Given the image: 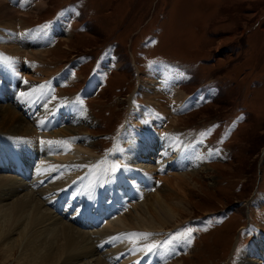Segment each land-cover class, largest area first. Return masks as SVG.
<instances>
[{
	"label": "rangeland",
	"instance_id": "rangeland-1",
	"mask_svg": "<svg viewBox=\"0 0 264 264\" xmlns=\"http://www.w3.org/2000/svg\"><path fill=\"white\" fill-rule=\"evenodd\" d=\"M2 2L12 10L5 16L0 9V82L6 80L0 87L4 93L0 107L17 104L16 99L27 89L28 94L32 91L13 109L33 129L22 138L28 136L34 146L37 137H44L48 146L53 138L69 139V143L73 139L81 148L80 156L100 159L114 149V144L129 148L128 140L121 136L129 116L154 104V112H149L152 115L145 111V120L139 118L144 124L134 116L130 123L138 128L152 123L149 130L155 133L164 127L159 132L165 139L172 137L167 130H174L192 140V152L196 146L204 151L220 149L222 157L209 153L205 171L171 168L181 171L183 183H188L180 184L177 190H171L156 172V176L149 175L154 186L141 188L143 196L128 192L118 199L113 188L114 194L96 204L116 203L117 211L110 216L126 215L132 209L134 218H139L140 208L153 197L148 193H155L154 187L160 185V196L171 195L168 200L175 213L165 229H147L148 237L155 236V243L160 244L177 233L192 231L190 237L171 240L178 249L184 244V250H168L154 262L243 264L246 256L263 261L257 251L247 255L244 251L255 241L260 242L259 235V239L264 238V0H2L0 7ZM30 35L36 36L39 43H30ZM16 38L20 44L15 43ZM100 67L102 72L93 76L98 80L89 83ZM164 68L179 74L178 91L199 94L198 102L173 109L160 87L162 81H157L160 75L153 72ZM5 73L16 76L13 84L10 82L13 87L7 83ZM144 75L148 80L140 83ZM83 111L92 117L94 125L82 128L81 133L65 135L71 131L68 126H79L72 123L80 120ZM8 123L2 122L0 114L4 139L10 137L3 131L10 129ZM86 140L93 144L88 145ZM36 154V159L30 161L31 168L24 173L10 168L0 170V178L9 176L18 182L17 190L9 191L0 202L1 208H8L17 199L16 194L24 198L32 193L49 208V213L58 215L47 205L49 201L44 202L60 187L56 172L61 165L53 168L55 155L43 149L38 148ZM141 156L125 160L113 157L111 166L119 165L121 169L124 163L145 174L148 168L157 166L156 152ZM36 165L35 173L49 168L38 182L31 180ZM70 166L73 171L77 169ZM79 208L76 205V212ZM74 211L69 216H58L71 221ZM75 225L89 232L93 245L97 244L99 227ZM42 229L36 226L32 237L45 239L40 234ZM11 236L17 238L18 234L13 231ZM5 244L0 242V264H21L20 251L7 255ZM255 249L260 247L254 243L250 250ZM97 251L68 264H97L95 257L102 256L103 250Z\"/></svg>",
	"mask_w": 264,
	"mask_h": 264
},
{
	"label": "bare ground",
	"instance_id": "bare-ground-1",
	"mask_svg": "<svg viewBox=\"0 0 264 264\" xmlns=\"http://www.w3.org/2000/svg\"><path fill=\"white\" fill-rule=\"evenodd\" d=\"M0 9L2 11V14H5V16H8V12H11L12 10L5 3H3ZM29 38L31 39V41H29L30 43H39V39L36 36L30 35ZM18 40V38L14 40L16 44H20ZM19 50L20 48L16 49V51ZM101 67L93 73L89 83L93 81L96 82L98 80L95 79V77L102 72L103 69ZM157 69H154L153 72H156L160 75L157 81H162L160 87L167 93L169 100L172 102L173 109L175 108L178 110L179 108H185L191 105V103L194 104L195 102H198V100L200 99V96H198L199 94L186 95L180 90L178 91L177 84L181 78L179 74H174V72L167 71L165 68L162 69L161 72ZM65 75L67 74H63L62 77H64ZM5 76L6 79L8 77L7 83L12 82L13 84L16 76L14 77V75H8L7 73H5ZM142 79L143 80H140V83L148 80L145 75ZM5 81L6 80H2L0 82V87H4ZM12 84L11 87L14 86H12ZM23 85L25 86L26 84ZM141 85V87L144 89L145 85ZM14 89L17 92L16 88ZM26 91L23 96H26L28 98V96H31L32 91H30L31 93L29 94L28 92L26 93ZM137 91H140V86L139 88H137ZM180 92L182 94H180ZM0 96H4V93L2 91H0ZM23 96L16 99L18 101L17 104H21ZM6 101H8V99ZM26 102H28V100ZM13 103L14 104L9 103L10 106L6 105L0 107L2 122L10 123H8V127L10 129L3 130L5 131L4 134L9 135L10 137H8V139H4L2 136L3 132L0 133V170L3 168H10L12 170L15 169L18 172L22 171L24 173L27 169L31 168L30 163L32 162L30 161L32 158L36 159V155H38L36 154V152H38V148L41 150L43 149L50 154H54L55 156L53 158L56 162V165L53 163V165L55 166L53 168L58 169V165H61L59 167V169L61 170L56 172L58 173L56 174V183L58 182L57 184H59L60 187L58 190H56V196V192H54L50 197L47 198L48 200H45V204L46 201H49L48 205L50 207H52L50 204L56 199L60 198L64 191L69 193V198H67V200L65 201L66 208H69L72 205L73 201H75L77 207L80 208L82 204H86V202L90 200H92L91 204L95 205L94 201L104 200V198H106L108 195L114 194V191L112 190L113 188L118 191H116L114 194L118 199L121 196L123 198L124 194L128 192V195H139L138 197H141L144 195L143 193H145L141 188L154 186V184L150 182L151 178L149 177V175L156 176V172L157 178L167 183L169 188L174 191L180 187V184H188L187 182L183 183L184 178L182 176H184V174H182L181 171L173 170L174 168H182L185 170L187 169L191 172L195 171L194 168L205 171L207 169L205 158L209 156V153H211L210 156H214L216 158H220L223 155V151L220 149H215L214 151H204L201 148L198 149L197 146L194 147L195 152H192V140L183 138L180 133L175 132L173 129V132L167 130V133L172 135V137L166 136L167 138L165 139L163 134H161L162 132H159L160 129L162 131L164 127H160L157 133H155L154 131L149 130V128L152 127V123H145L148 125L147 128H138L137 125L130 123V121H134L135 118H143V120H145L143 112L145 113V111H147L148 114L154 112V104L151 107L147 106L137 109L136 113H134L133 115L135 118L132 115L129 116V120H127V123L123 127L121 134L122 137L128 140L129 148L127 150H124V148L122 149V147L117 148V146L114 144V149L111 148L112 150L106 152L105 155L103 154L104 156L102 157H105V159L100 157V159L91 158V160L89 157L87 158L85 156H80V154L78 153L81 152V148H78L76 144H74L76 141L74 143L72 142L74 141L73 139L69 143V139L63 140L61 138L51 137L53 138V143L52 145L48 146L45 141L46 139L43 137L44 135L42 136L44 142H42V139L38 138L35 135L37 139L34 146L32 141L29 140L30 138L28 136L22 138L24 136V133L30 134L33 129L31 130L32 126L30 127V124L24 117L14 113L13 109L17 107V104L15 102ZM81 115L82 117L80 118V120L78 118V120H74L75 123H72L78 124L79 126H73L72 128H70L71 126H68L67 129L71 131H66L65 135L81 133L84 130L82 128L87 129L89 125H94V123L92 122V117L87 112L83 111ZM138 121H140L141 124H144V122H141L140 119ZM45 124H49V122ZM11 129H13L14 131H12ZM143 129L148 130L146 133H144L142 131ZM77 137H75V140L79 139ZM84 142L90 146L93 144V141L86 140ZM153 152H156V158H158L159 160L157 161V166L155 168L150 167L146 170V174L142 172L141 174L137 169H130L129 167H127V164L124 163L122 164L123 167H121V169L119 167L115 172L111 170L113 167L111 166L113 157L118 158L119 160H125L126 157H134L135 159V157L138 156L142 157V154H146L147 156H149ZM40 158L42 159L41 154ZM76 158L79 159L77 160ZM38 163H40V161ZM70 164L76 166L77 169L75 171L69 169L71 167ZM37 165L35 168H33L34 171H31V173L33 174V179L31 180H36L38 182L40 178L45 177V175L48 173L49 168H47L46 166L39 172L35 173V170L38 169ZM165 170L170 173L164 174ZM7 177L9 176L3 177L6 180L0 178V202L4 200V196L8 194L9 191L13 192L16 189V185L18 184V182H16V178L8 179ZM26 178H28V176ZM46 179L47 178L42 179V181ZM51 183L53 185L56 184L52 181ZM105 185L106 187H104ZM30 187L34 188L31 184ZM56 187H58V185ZM154 190H156L155 193H148L151 197H153H150L151 200H149L148 202L145 201V205L140 208L139 218H134L135 216L134 213L132 214V209H130L129 213L126 215L124 214L110 216L115 213L118 208L117 204L114 203H112L113 205L109 206L110 209L108 216L104 215V210L100 208V206L95 205L92 210L96 213L86 216V219L89 223H91V225L95 224L100 228L99 233L97 231V234H95L97 235V241L95 243H97L98 245L95 243V245H93L91 234L89 232H86L85 230H81L80 228H78L75 225L74 221H70V219L67 220L64 217L62 218L61 216H58L59 213L55 211L54 212L58 215L49 213L46 209L48 207H44V204L42 203L43 201L41 202L39 197L37 198L34 194L30 193L22 198L23 196L21 197L16 194L17 199L13 201L8 208H1L0 205V242L4 241L6 243V249L3 251L7 255H12L17 250L20 251L19 255H21L22 259L21 264H68L76 261V258L78 259L79 257L82 258L83 256H90L93 253H96L97 249L99 251L101 249L103 250L102 256L98 255L97 257H95L97 258V264H157V262H154L156 257H162L163 253L168 250H184V244L182 246H179L178 249L176 248V246L172 245L171 242L163 247H160L162 243H155V236L154 238L147 236L146 239L133 237L131 240H129L125 238L128 234L132 233L147 234V229L151 228L165 229L168 225L167 223L170 222V218L174 217L175 208L172 204H170V200H168L171 195H167V193L164 194V196H160V190H162V187H160V185L158 186V188L154 187ZM79 198H81V201L79 200ZM104 205L107 206L106 203ZM134 206L136 207L137 203H135ZM49 211L51 212V210ZM74 212H76V210ZM97 213L102 214L101 217H97ZM103 223L105 224L102 226ZM38 225L43 226V229L40 232V234L45 237V239L42 238L43 240L32 237L33 234L37 232L36 226ZM126 230L128 231L125 232ZM13 231H16V233L18 234L17 238H13L11 236V233ZM262 234L264 236V233ZM117 236L122 237V239H112L113 237ZM259 236L261 237L262 235ZM259 236L257 238L260 242L256 243L255 241L254 243L260 247V250H250V246L253 245L254 247L253 243L248 248L249 252L247 250L244 251V255H247L251 252L255 254L257 251V254H259L260 256L262 255V260L264 261V238L259 239ZM47 237L49 239H47ZM96 237H94V239ZM174 240L177 241V238ZM178 240H180V238ZM149 244H156L157 248L152 252H148L146 250V245ZM187 250V252L190 251V249ZM244 260L246 261H244L243 264H261V262H263L261 261V259L255 260L254 258H249L248 256H246ZM254 261L259 263H256ZM176 263L182 264L178 261Z\"/></svg>",
	"mask_w": 264,
	"mask_h": 264
},
{
	"label": "snow or ice",
	"instance_id": "snow-or-ice-1",
	"mask_svg": "<svg viewBox=\"0 0 264 264\" xmlns=\"http://www.w3.org/2000/svg\"><path fill=\"white\" fill-rule=\"evenodd\" d=\"M118 168H119V165H114V166L112 167L111 170H112L113 172H115ZM191 231H192L191 229H188L186 232L177 233L176 236L173 237L172 239H176V238H178V237H190V235H191ZM148 235H149V234H137V233H132V234H128L125 238H127V239H129V240H131L133 237H139V238L146 239ZM112 239H113V240H121L122 237L117 236V237H113ZM170 242H171V240L165 241V242H163V243L160 245V247H163V246H165L166 244H168V243H170ZM156 248H157V245H156V244H149V245H146V250H147L148 252H152V251L155 250Z\"/></svg>",
	"mask_w": 264,
	"mask_h": 264
}]
</instances>
